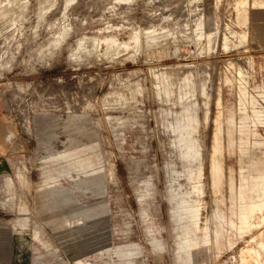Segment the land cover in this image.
<instances>
[{
  "label": "rangeland",
  "instance_id": "rangeland-1",
  "mask_svg": "<svg viewBox=\"0 0 264 264\" xmlns=\"http://www.w3.org/2000/svg\"><path fill=\"white\" fill-rule=\"evenodd\" d=\"M258 2L0 0V264H254Z\"/></svg>",
  "mask_w": 264,
  "mask_h": 264
},
{
  "label": "bare ground",
  "instance_id": "bare-ground-1",
  "mask_svg": "<svg viewBox=\"0 0 264 264\" xmlns=\"http://www.w3.org/2000/svg\"><path fill=\"white\" fill-rule=\"evenodd\" d=\"M183 122V121H182ZM195 129H191L190 126L189 127H185L184 124L182 125L180 122L178 123L177 127H176V132L179 131V140L181 141H186L188 139V137L190 136L189 134L191 132H193ZM2 131V130H1ZM230 133V132H229ZM215 145H214V158H213V161H217L218 160V157H219V154H217L219 152V145H218V142L217 140L215 139ZM8 142V140H7ZM240 143L242 145H244L246 143V139H243V141L240 140ZM246 151L247 149H245L243 146L240 148L239 150V156H244L246 155ZM216 167V165H214ZM212 166L213 168V174L212 175H216L217 177L221 175L220 172H218L215 167ZM259 177L257 179V185L260 184L261 182H264V174L259 172ZM216 177V178H217ZM213 178V177H212ZM216 178L214 177V181L216 180ZM218 179V178H217ZM213 181V182H214ZM220 183V182H219ZM218 183V184H219ZM213 186V185H212ZM216 186H217V183L215 181L214 183V187L216 189ZM214 190V189H213ZM221 195V194H220ZM253 223L251 224V228L253 229H257L258 227H260V225L264 222V206L261 210V214H256V215H253ZM264 242L263 241H259L257 243V250L256 248H254L252 250V253H253V262L254 264H264ZM262 250V252L260 251Z\"/></svg>",
  "mask_w": 264,
  "mask_h": 264
},
{
  "label": "crops",
  "instance_id": "crops-1",
  "mask_svg": "<svg viewBox=\"0 0 264 264\" xmlns=\"http://www.w3.org/2000/svg\"><path fill=\"white\" fill-rule=\"evenodd\" d=\"M260 6L264 7V0H260V2H258ZM261 9H264V8H261ZM261 32V35H264V30H260ZM1 155V154H0ZM7 164L6 163H1L0 162V167L1 166H6ZM2 168V167H1ZM17 173V172H16ZM17 175V174H16ZM8 176L12 183H13V186H14V189H15V195H16V184L14 182V180L12 179V177L7 174V173H4V174H0V178L1 177H6ZM17 179H18V176H17ZM0 187L3 189V191L5 192V195L6 197H9L10 195L6 192V190L3 188L2 185H0ZM14 195V196H15ZM10 200H11V196H10ZM12 201V200H11ZM13 202V201H12ZM17 224L19 223L18 221L16 222ZM14 247H13V250H14V253H15V256L13 258V263L12 264H28V260L26 261L25 257H26V254H27V250L24 251V247L27 246V240L26 239H23V238H18V239H15V242L13 243ZM22 247V248H21ZM24 255V256H23ZM27 263H26V262Z\"/></svg>",
  "mask_w": 264,
  "mask_h": 264
}]
</instances>
